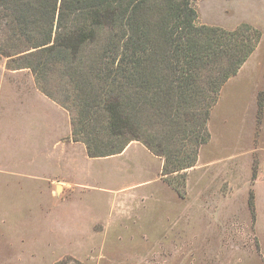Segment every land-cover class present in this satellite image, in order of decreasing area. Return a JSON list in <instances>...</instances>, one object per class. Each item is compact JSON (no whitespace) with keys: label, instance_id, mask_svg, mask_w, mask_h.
<instances>
[{"label":"rangeland","instance_id":"obj_1","mask_svg":"<svg viewBox=\"0 0 264 264\" xmlns=\"http://www.w3.org/2000/svg\"><path fill=\"white\" fill-rule=\"evenodd\" d=\"M196 7L200 24L232 29L249 23L262 31V38L222 87L211 110L210 141L201 146L197 167L186 172L184 198L193 204L185 230L174 238L161 232L167 217L171 221L183 210L187 214L188 207L164 182L162 157L154 153L157 157L149 162L135 154L86 162L93 186L85 198L98 200L103 215L111 198L126 200L120 194L125 186H140V193L153 195L142 213L105 238H77L65 217L60 230L55 222L60 197H51L47 182L35 173L54 174L62 168L37 150L46 148L47 130L62 124L63 113L42 94H32L38 86L30 69H9L8 59L2 58L0 264H56L67 256L83 264H264V0H197ZM47 119L57 125L48 128ZM142 163L145 171L139 168ZM136 182L143 184L132 186ZM166 200L179 204L161 205Z\"/></svg>","mask_w":264,"mask_h":264},{"label":"trees","instance_id":"obj_2","mask_svg":"<svg viewBox=\"0 0 264 264\" xmlns=\"http://www.w3.org/2000/svg\"><path fill=\"white\" fill-rule=\"evenodd\" d=\"M196 1L0 0V60L32 71L70 113L71 139L89 157L139 141L164 159V179L185 197L222 87L262 38L249 23H198Z\"/></svg>","mask_w":264,"mask_h":264},{"label":"crops","instance_id":"obj_3","mask_svg":"<svg viewBox=\"0 0 264 264\" xmlns=\"http://www.w3.org/2000/svg\"><path fill=\"white\" fill-rule=\"evenodd\" d=\"M33 93L42 94L48 103L53 105V107L58 112L63 113V120L61 121L62 124H60L59 127L52 129L53 132H49V130H47L48 133H46V135L49 134V136L45 139L46 148L44 147V149H42L43 146L40 145V149L37 150V153H42L41 156H44L46 159H53L57 161L62 168L57 169L54 174L50 173L43 175L42 173H35L45 179L48 184L46 191L51 195V197H60V200L58 199V207L60 205V208L56 209V226L58 223H60V220L65 217L69 218V230L76 232L77 238L87 237L94 239L99 236L105 238L107 233H109L112 229L121 228L122 225H125L128 220H130L132 217H135L137 213H142L144 209L147 208L146 205L150 203V199L153 198L151 193H140L139 185L143 184V182H136L135 185H132L139 187H124L123 192L120 194L127 198L123 203L120 202L118 198H111L109 202V211L106 215H103L100 211L98 200L93 198H85L87 193L86 190L88 191L89 187L93 186L89 180V177L93 174V171L90 173L86 162L89 161V159L94 158L88 156L87 149L84 144L67 139L72 135V122L70 113L64 107L48 98L40 91L38 87L32 91V94ZM46 123L48 124V128H51V125H57L56 122H53L49 119H47ZM128 154L141 156L140 158L142 161L146 159L148 162L151 161V157L155 156L141 142L132 141L128 144L123 152L109 157L119 158L125 157ZM158 160L161 161L162 170L164 159L159 158ZM195 167L197 166H194L187 171H190ZM139 168L143 171L146 170L144 163L139 165ZM58 189H60L61 194L57 196L56 190ZM172 189L174 188L172 187ZM181 198L183 201H185L184 205H187L188 207L187 214H185V210H183L180 216H177L176 218L171 217V221H169V217H167L169 223L160 227V229L163 230L160 231L166 233L167 237L169 236V233H172L173 235L171 237L174 238L176 235L179 236L178 234L185 230L186 225L184 219L189 215L193 202L188 201L184 197ZM175 203L179 204V201L176 202L172 200H166L165 202L161 203V205L169 206L174 205ZM156 204L160 205L159 202H156ZM60 226L61 227H57L60 230H63L61 223ZM122 231V229L119 230V232ZM99 253L105 254L102 249H100ZM153 253L158 254V249H156ZM169 254H174V251Z\"/></svg>","mask_w":264,"mask_h":264},{"label":"water","instance_id":"obj_4","mask_svg":"<svg viewBox=\"0 0 264 264\" xmlns=\"http://www.w3.org/2000/svg\"><path fill=\"white\" fill-rule=\"evenodd\" d=\"M60 188V187H59ZM58 192H60V189H58Z\"/></svg>","mask_w":264,"mask_h":264}]
</instances>
